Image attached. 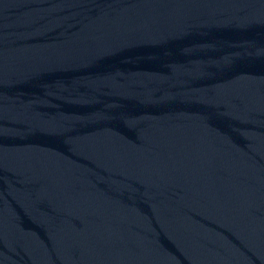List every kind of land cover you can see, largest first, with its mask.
Here are the masks:
<instances>
[{
  "label": "water",
  "instance_id": "obj_1",
  "mask_svg": "<svg viewBox=\"0 0 264 264\" xmlns=\"http://www.w3.org/2000/svg\"><path fill=\"white\" fill-rule=\"evenodd\" d=\"M0 264H264V0H0Z\"/></svg>",
  "mask_w": 264,
  "mask_h": 264
}]
</instances>
